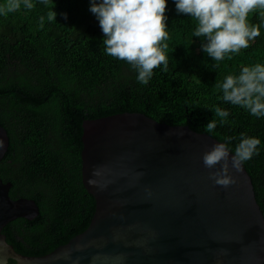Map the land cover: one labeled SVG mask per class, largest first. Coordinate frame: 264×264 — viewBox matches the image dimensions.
<instances>
[{
  "label": "trees",
  "instance_id": "1",
  "mask_svg": "<svg viewBox=\"0 0 264 264\" xmlns=\"http://www.w3.org/2000/svg\"><path fill=\"white\" fill-rule=\"evenodd\" d=\"M32 2V9L0 16V124L9 137L0 178L11 183V198L29 197L39 207L34 218L17 217L1 230L17 252L46 254L89 225L95 200L81 180L82 123L123 112L187 125L222 142L232 137L233 148L241 133L258 137L259 155L243 165L264 215V119L218 100L215 87L242 66L264 63V27L249 48L215 65L192 35L196 22L168 0V70L154 69L142 85L129 65L104 54L90 0ZM249 20L260 22L256 13ZM216 105L230 112V123L208 133L207 123L219 119L208 108Z\"/></svg>",
  "mask_w": 264,
  "mask_h": 264
},
{
  "label": "water",
  "instance_id": "2",
  "mask_svg": "<svg viewBox=\"0 0 264 264\" xmlns=\"http://www.w3.org/2000/svg\"><path fill=\"white\" fill-rule=\"evenodd\" d=\"M82 126L81 180L95 200L89 225L46 254L17 252L1 230L39 207L11 198V183L0 178V264L264 263V215L249 173L232 169L236 183L225 189L209 179L216 169L203 165L222 141L141 112ZM8 146L0 124V160Z\"/></svg>",
  "mask_w": 264,
  "mask_h": 264
},
{
  "label": "clouds",
  "instance_id": "3",
  "mask_svg": "<svg viewBox=\"0 0 264 264\" xmlns=\"http://www.w3.org/2000/svg\"><path fill=\"white\" fill-rule=\"evenodd\" d=\"M167 3L168 0H90L89 11L103 33L104 54L129 65L142 85L151 81L154 69L168 70ZM173 3L177 14L196 22L192 35L201 40L202 52L215 65L249 48L264 27V0H173ZM21 6L32 9L34 4L32 0H5L0 5V16L15 12ZM250 13L258 14L260 22L252 23ZM56 15L52 10L49 20H55ZM63 16L67 19V13ZM215 87L220 92L218 100L264 119V63L242 66L237 74L226 75ZM208 109L219 118L207 123L208 133L215 132L218 122L220 125L230 123V112L226 108L216 105ZM232 140L226 137L202 156L205 168L216 169L210 171L209 179L225 189L236 183L231 170L240 172L246 161L259 155L262 144L258 137L246 133L240 134L234 148L230 146Z\"/></svg>",
  "mask_w": 264,
  "mask_h": 264
}]
</instances>
